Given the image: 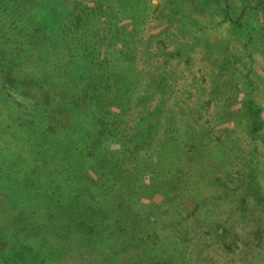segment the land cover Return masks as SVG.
Instances as JSON below:
<instances>
[{"label":"rangeland","instance_id":"rangeland-1","mask_svg":"<svg viewBox=\"0 0 264 264\" xmlns=\"http://www.w3.org/2000/svg\"><path fill=\"white\" fill-rule=\"evenodd\" d=\"M78 1L98 9L105 4V0ZM126 1L108 0L112 9L124 8ZM212 2L141 0L136 7L126 9L133 14L125 12L120 23L115 22L118 26L114 30L119 33L114 37L113 45L119 54H125L126 38L135 36L140 40L129 53L134 59L133 66L141 72L147 55L153 56L154 68L159 69L160 78L173 76L178 83L175 86H181V92L177 94L179 99L173 98L170 103L186 102L192 106L198 101L211 102L205 114L210 118L223 115L215 108L216 105L229 103L228 111L232 115H223L214 126L220 133L235 135L236 122L250 127L256 118L248 114L243 105L242 100L250 88L246 80L253 84L248 99L263 107L260 115L264 119V20H259L263 15L260 17L258 14L251 19L245 17L243 26L236 30L224 22L218 5L215 7L220 10L218 14L209 7L207 11L203 10ZM229 4L235 8V15H231L234 20L241 10L251 6L246 0H229ZM136 10H147V13L137 15ZM198 24L205 32L199 33L195 29ZM92 26L88 29L93 34L90 39L107 43L103 34H99L103 37L96 35L97 24ZM189 29L193 31L189 32ZM208 29L214 32L211 40L206 34ZM208 46L213 48V57L207 54ZM162 48L170 54L179 50L181 56L163 62ZM231 54L240 56V59L228 65L225 59ZM116 58L113 56L114 61L105 65L104 74L118 76L125 73ZM214 62L217 68L212 67ZM204 68H213L217 72L199 79ZM245 73L247 79L241 75ZM194 76L195 81L189 80ZM235 84L239 86L236 92L233 90ZM56 85L51 84L49 91L57 93L59 85ZM61 85L63 91L57 98L61 112L54 113L55 118L44 119L42 128L46 129L52 120L69 126L73 122L86 123L84 154L87 158L79 166L73 162L71 168L56 167L58 179L52 182L50 169L44 167L50 152L41 144L45 138L42 128L32 136L26 135L29 143L4 146L5 141L9 139L10 142L11 136L0 141V264H264V192L252 201L248 215L240 213L242 218L237 216L236 220L233 219L235 231L225 237L218 226L232 220L230 214L234 205H231V198L221 200V187L214 186L211 190L201 187V196L187 187L189 191L184 197L185 183L170 165V154L164 152L162 159L149 146L140 149V140H146L147 126L139 124V115L135 117L136 114H132L125 121L127 117L122 120L118 110L109 108L107 114L94 113V118L87 120L84 116L89 111L81 89L75 88L68 79H64ZM122 92L121 88H115L106 99L114 104L117 94ZM158 94L156 92L155 99H158ZM157 102L153 100L150 105ZM178 108L170 105L168 109ZM0 111H4L1 103ZM44 120L42 118L41 121ZM10 122V118L0 120V131L12 133L14 129H6ZM259 135L264 137V125ZM73 153L76 154L75 151ZM61 170L73 171L72 182H66L70 177L62 175ZM226 174L230 178L229 171ZM102 182L109 190L108 198L114 206L112 213L101 211L99 204L103 203L96 198L99 194L97 185ZM259 185L264 190V179ZM80 190L89 194L80 196L77 193ZM61 195L72 197L66 200ZM72 201H75V206ZM78 209L81 215L77 213L78 221L72 224L69 217ZM129 211L137 215L136 225L147 221L152 225L151 230L145 231L142 227L132 229V216L127 215ZM102 213L112 219L118 218L120 223H104L107 236L97 239L93 232L89 234L87 227L93 228L94 215H105ZM77 224L85 226L77 231ZM140 229L150 236L140 238L137 233Z\"/></svg>","mask_w":264,"mask_h":264},{"label":"trees","instance_id":"trees-1","mask_svg":"<svg viewBox=\"0 0 264 264\" xmlns=\"http://www.w3.org/2000/svg\"><path fill=\"white\" fill-rule=\"evenodd\" d=\"M139 1L141 0H128L127 5L124 6L125 9H112L108 0H105V8L102 4L98 9L78 0H0V103L3 104L4 109L3 112L0 111V120L10 118L11 122L6 129H14L10 133L12 135L0 131V141L11 136L10 142L8 139L4 142V146H8V143L9 145L29 143L30 140L28 141L26 135L32 136L43 127L42 123L45 120L55 118L53 114L61 112L57 102L58 93L63 91L62 81L68 79L74 83L75 88L81 89L84 102L90 112H86L85 119L90 120L96 114L105 115L109 112V108L118 110L120 119L124 120V117H127L125 121L135 114V117L139 115V119L137 118L139 124L147 126L146 140L145 142L140 140L142 142L140 149L149 146L148 148H153L162 159H164V152L170 154V165L185 183L184 197L189 191L187 187H191L197 196H201V187L207 190H211L214 186L221 187L223 192L221 200L231 198L233 200L231 205H234L230 214L232 220H227L224 226H218L219 231L228 237L235 231L236 217L242 218L240 213L248 215L252 201L257 200L256 197H261L264 192L259 185L264 179V169H260L264 165V151H262L264 137L259 135L264 125V119L260 115L263 107L248 99L252 94L250 92L253 90V84L246 80L250 88L246 98L242 100L243 105L248 114L256 118L250 127L236 122V133L230 135L228 132L220 133L214 126V123L218 122L223 115H232L228 111L229 103L223 102L215 106L223 114L217 118L216 115L212 118L205 115L209 111L211 102L198 101L192 106L186 102L170 103L173 98L179 99L177 94L181 92V86H175L178 84L174 81L175 78L173 76L160 78L159 69L154 68L155 60L149 54L145 60L144 70L138 72L133 66L134 59L129 53L133 52L137 45L136 41L139 43L140 40L135 36L126 38L123 46L125 54H119L113 45L114 37L119 33L118 30L117 32L114 30L118 26L115 22L118 21L119 24L125 12L133 14L126 9L130 6L136 7ZM246 1L253 7H245L237 14L238 17L235 20L231 16L233 13L235 15V8L230 6L229 0H213L212 3H208L210 6L207 4L203 10L207 11L209 7L218 14L220 10L215 9L218 5L221 7L224 22L237 30L243 26L242 20L245 17L251 19L254 14H258L260 17L263 15V18L259 20H264V0ZM136 12L137 15H141L147 13V10H136ZM95 24H97L96 35L99 37L104 35L107 43L94 42L90 39L93 34L91 35L88 29L93 28L92 25ZM195 29H198L199 33L205 32L200 24ZM192 31L193 29H189V32ZM206 34L210 40L214 36L213 30L208 29ZM247 43L249 45L250 38ZM211 46H208V52H206L208 56L213 57ZM165 51L166 49L162 48L160 54L163 62L181 56L179 50L171 54ZM113 56L117 57L125 73L118 76L103 73L105 65L114 61ZM239 59L240 56L231 54L225 60L228 65H231ZM212 67L217 68V63L214 62ZM208 68H204L207 72L203 70L199 79L217 72L216 69L208 70ZM238 74L236 73V76ZM241 75L245 79L248 78L246 73ZM44 76H46L45 80ZM195 79V76L192 79L189 78L193 81ZM53 83H57L56 86L59 85V88H56L57 93L49 91ZM119 87L123 92L117 94L116 102L111 104L106 96L110 95L115 88L120 89ZM238 87L237 84L233 85L234 92L239 89ZM156 92L160 93L158 99H155ZM232 94L234 96V93ZM153 100L159 103L150 105ZM170 105L172 107L177 105L179 108L178 110L168 109ZM64 114L65 112H62V115ZM42 118L45 120L41 121ZM59 123L52 120L51 125H48L46 129L42 128L45 138L41 144L50 152L47 154L44 167L50 169L52 182H57L58 179L55 175L56 167L71 168L73 162L79 166L87 158L84 154L88 131L86 123L73 122L71 126ZM89 125L92 124L89 123ZM74 151L76 154L73 153ZM56 154L64 161H60ZM61 162H63L62 165ZM144 164L148 165V162L144 161ZM227 171L230 173V178L226 174ZM62 175L70 177L66 182H72V170H63ZM234 182H242V184ZM231 184L233 188L230 187ZM97 188L99 194L96 198L98 202L103 203L99 204L100 210L114 212V206L108 198L109 190L106 184L102 182L97 185ZM82 191L77 193L83 197L89 194ZM75 196L76 193L73 197ZM61 197L64 198L63 195ZM71 197L68 195L64 199ZM71 204L75 206V201ZM79 211L78 209L70 215L72 224L78 221L76 214ZM102 214L105 215H94L96 221L93 228L87 227L89 234L93 232L94 238L97 239L107 236L104 223L111 225L120 223L118 218L112 219L106 217V213ZM80 215L78 213V216ZM127 215L132 216V229L142 227L145 231L151 230L152 225L147 221L140 223V226L136 225L137 215L134 212L129 211ZM84 226L85 224H77V231ZM98 227L101 229H96ZM141 229L137 231L140 238L150 236Z\"/></svg>","mask_w":264,"mask_h":264}]
</instances>
